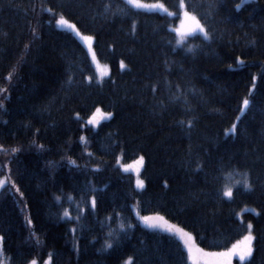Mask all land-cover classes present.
Wrapping results in <instances>:
<instances>
[{"label": "trees", "instance_id": "obj_1", "mask_svg": "<svg viewBox=\"0 0 264 264\" xmlns=\"http://www.w3.org/2000/svg\"><path fill=\"white\" fill-rule=\"evenodd\" d=\"M144 1L175 13L0 0L4 264H189L177 234L151 226L165 222L205 250L226 249L251 223L253 254L234 263L264 264V0H184L209 38L180 45V0ZM61 16L93 36L109 75L96 77ZM97 108L112 115L91 126ZM139 155L141 188L118 166Z\"/></svg>", "mask_w": 264, "mask_h": 264}, {"label": "snow or ice", "instance_id": "obj_2", "mask_svg": "<svg viewBox=\"0 0 264 264\" xmlns=\"http://www.w3.org/2000/svg\"><path fill=\"white\" fill-rule=\"evenodd\" d=\"M126 2L129 4H134V6H136V7H145V5L136 3V0H126ZM247 2H249V0H242V3H247ZM153 7L163 8V5L157 4V5H153ZM237 7L239 8L240 5H238ZM179 8L182 12L183 18L190 21V24L186 30H184L183 32H178V35L181 37V39L185 35H190L193 32H199V33L203 34L205 39H208L209 38L208 33L205 31L204 27L200 24V21L196 18V16L191 15L187 11H183L185 9L184 0H180ZM165 11H166V9H165ZM169 15H172V13H169ZM56 23L60 24V25H64L65 27L72 29L73 31L76 32L77 36H81V33L76 30V26L74 24L69 23L67 20H65L63 16H61L59 19H57ZM81 39H83L86 43H89V44L92 41L91 36H81ZM178 42H180V41H178ZM89 50L91 51V49H89ZM93 60H95L94 54H93ZM237 60H238V62L242 63V61H239V58H237ZM121 67L122 68L124 67L123 61H121ZM10 77H11V73L9 74V78ZM153 90H155V88ZM248 103H249V101L247 99H245L243 101V106L246 107L248 105ZM100 111L101 110L99 108L96 109V113H100ZM96 113L93 114V117L89 119L88 123H90V124H96L97 123V120L95 118ZM111 115H112L111 113H107V114H105V117H110ZM189 123H191V122H189ZM235 128H236V125L233 124L232 130L234 131ZM83 139L84 138L81 137V140H83ZM12 151H15V149H13ZM142 162H143V157H140V159L138 161H136L137 165L141 164ZM4 183H5L4 180H0V186H3ZM137 186L142 187L143 181L137 180ZM244 187L246 189L250 188V185L248 184L247 179L244 180ZM224 195L230 198L232 196L231 189L226 190L224 192ZM70 199H71V197H70ZM91 205L93 208H95V206H96L95 199H92ZM65 215H68L67 211L65 212ZM143 220L145 222L162 221L163 217H143ZM151 226L164 227L165 230L170 231V232H175L177 235H179V237H180L181 241L183 242L184 247L188 253V257L192 261V264H210V261L207 259L209 257L219 258V260L216 261L215 264H232V257L233 256H238L239 259L243 262V261H246L247 258L251 257L253 254L252 241H253L254 237L251 235V229L253 227L251 223H249L247 225L248 230H249V234L243 237V247H240L241 242L238 241L236 244H233L231 248L227 249V251L214 252V253L204 252L203 249L198 248L195 245L193 238L189 233L184 232L182 229L176 228L175 226L167 225L166 222L162 225L158 224V223H153ZM121 227H123V225H121ZM111 246H112L111 244H108L106 242V244H105L106 248H109ZM0 255H2V253H0ZM0 264H3L2 260H0ZM30 264H37V262H36V260H32L30 262ZM45 264H49V262L46 261ZM125 264H133L132 258L130 257L127 261H125Z\"/></svg>", "mask_w": 264, "mask_h": 264}, {"label": "rangeland", "instance_id": "obj_3", "mask_svg": "<svg viewBox=\"0 0 264 264\" xmlns=\"http://www.w3.org/2000/svg\"><path fill=\"white\" fill-rule=\"evenodd\" d=\"M136 3H139V4H142V5H145V7H137V8H140V9H145V10H156V11H160V12H166V13H168V14H169V13H172V14L175 13L174 10L170 9V8L167 6V4H165L163 1H144V0H136ZM241 3H242V0H241ZM157 4H161V5H163V8H160V7H153V5H157ZM131 5L134 6V4H131ZM134 7H136V6H134ZM165 9H166V11H165ZM183 11H187V12L190 13L191 15L196 16V18L200 21V24L204 27V29H205V31H206V28H205L204 23L200 20L199 16H198L196 13L191 12V11H188L186 8H185ZM179 17H180V18H179V21H178L177 26H175V27L173 28L174 31H175V33H176V43H177L178 45L182 44V42L186 39L187 36H190V35H192V34H194V33H199V32H193V33L190 34V35H185V36L181 39V37L178 35V32H183L184 30H186V29L188 28L189 24H190V21H188L187 19L183 18V15H182L181 10L179 11ZM57 19H58V18H57ZM64 19L67 20L69 23L74 24L72 21H70V20H68V19H66V18H64ZM58 25H59L60 27L67 28V27H65L64 25H60V24H58ZM67 29H70V28H67ZM70 30L73 31L72 29H70ZM76 30L79 31L78 29H76ZM79 32H80V31H79ZM73 33L76 35V32H75V31H73ZM80 33H81V36H91V37H92V41H91V43L89 44V43H86L83 39H81V36H77V35H76V36L82 41V43L85 45V47H86V49H87V51H88V54H89V56H90V59H91V61H92V64H93L94 69H95V72H96V77H97L98 79H101V78H103V77L109 75V72H110L109 64L100 61V60L97 58V56H96V54H95V52H94V48H93V45H92V43H93V36H92V35H89V34H84V33H82V32H80ZM200 34H201V33H200ZM178 41H180V42H178ZM89 49H91V51H90ZM93 54L95 55V60H93ZM124 65H125V64H124ZM243 107H244V106H243ZM94 113H96V110H95V111L92 113V115L86 120V123L89 124V125H91V126H96L97 123H98L99 121H101L102 119L106 118V117H105V114H107L106 112H104V111L101 110L100 113H96V116H95V118H96V120H97V123H96V124H90V123H88V121H89L90 118L93 117V114H94ZM2 150H3V149H2ZM140 157H143V156H142V155H139V156H137L135 159H133L132 161H129V162H126V163H123V162H120V161H119V163H118V166L120 167V169H121L124 173L131 174V175L133 176L134 181H135V186H136L137 188H141V187H138V186H137V180L143 181V178H142L141 175H140V171H141V169H142V166H143L144 160H143V162H142L141 164H139V165H137V163H136V161H138V160L140 159ZM126 169H127V170H126ZM0 180H4V181H5L4 185H3V186H0V189H1L2 187H4L5 185H8V184L11 185V184H12V182H11V180H10V178H9V174H8V173H5V174L1 175V176H0ZM143 183H144V181H143ZM12 187H13V186H12ZM13 189L16 190L17 188L13 187ZM143 217H149V216H141V215H140V216H139V220H140L142 223H143L144 220L142 221L141 218H143ZM184 232H187V231H184ZM187 233H189V232H187ZM189 234H190V233H189ZM248 234H249V230L245 233L244 236H246V235H248ZM190 235H191V234H190ZM251 235H252V232H251ZM191 236H192V235H191ZM244 236H243V237H244ZM177 237L180 238L179 235H177ZM243 237H241L240 239H238L237 241H235L233 244H236L238 241H240V242H241L240 247H243ZM181 243H182V245H183V247H184V244H183L182 241H181ZM194 243H195V242H194ZM233 244H231V245H230L229 247H227L226 249H221V250H205V249L199 247V246L195 243V245H196L198 248H201V249H203L204 252H208V253L227 251V249L231 248ZM184 248H185V247H184ZM185 251H186V249H185ZM0 253H2L1 237H0ZM186 253H187V251H186ZM187 257H188V253H187ZM234 258H238V259H239L238 256H233V257H232V264H235V263H234ZM207 259L210 261V264H215V262L219 260V258H213V257H209V258H207ZM32 260H36V262L38 263V260H37L36 258H32V259L29 260V262H28L27 264H30V262H31ZM188 262H189V264H192V261L189 259V257H188ZM3 264H4V263H3Z\"/></svg>", "mask_w": 264, "mask_h": 264}, {"label": "bare ground", "instance_id": "obj_4", "mask_svg": "<svg viewBox=\"0 0 264 264\" xmlns=\"http://www.w3.org/2000/svg\"><path fill=\"white\" fill-rule=\"evenodd\" d=\"M59 18H60V17H58V19H59ZM87 119H88V118H87ZM87 119H86V120H87Z\"/></svg>", "mask_w": 264, "mask_h": 264}]
</instances>
